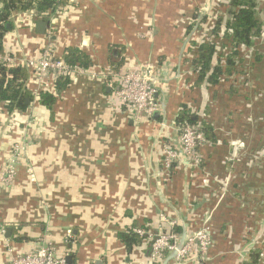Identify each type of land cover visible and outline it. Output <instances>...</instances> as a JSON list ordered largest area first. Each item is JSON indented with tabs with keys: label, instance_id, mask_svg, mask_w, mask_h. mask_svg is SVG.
Masks as SVG:
<instances>
[{
	"label": "crops",
	"instance_id": "0c3cea01",
	"mask_svg": "<svg viewBox=\"0 0 264 264\" xmlns=\"http://www.w3.org/2000/svg\"><path fill=\"white\" fill-rule=\"evenodd\" d=\"M229 1L68 0L50 15H12L5 53L34 57L49 46L61 57L77 48L95 73L152 63L166 113L136 118L118 98L116 78L81 74L71 76L52 110L36 101L23 113L0 105V172L18 138L34 171L32 180L22 164L12 185L0 182V229L12 228L10 237L0 235V264H11L6 243L20 253L50 243L73 264H161L166 256L151 260L150 237L129 252L119 233L137 226L165 232V217L176 228L186 220L191 233L211 227L206 254L194 251L181 264H264V0H257L261 35L240 50L237 72L195 87L191 64L218 19L224 26L230 19ZM47 16L50 27L40 34L37 23ZM216 40L217 56H225L223 34ZM28 81L33 89V77ZM48 86L53 91L55 81ZM182 105L210 124L216 141L198 149L200 165L179 160L167 174L162 139L174 137L170 124Z\"/></svg>",
	"mask_w": 264,
	"mask_h": 264
},
{
	"label": "built area",
	"instance_id": "2783aa9c",
	"mask_svg": "<svg viewBox=\"0 0 264 264\" xmlns=\"http://www.w3.org/2000/svg\"><path fill=\"white\" fill-rule=\"evenodd\" d=\"M0 62H5L8 65L14 66L24 64L31 71L35 87L33 93L39 95L41 90H45L59 76L76 74L87 75L92 77H100L107 80L109 76L116 78L119 81V88L116 91L118 98L127 104L132 109L133 115L136 118L141 116L151 119L153 114L158 110V102L156 98L157 89L154 84L140 70H130L127 72H109L103 73L91 72L86 68H81L77 65L67 64L63 59L56 57L49 46L44 47L38 56L34 57H14L9 53L0 52ZM145 68L155 69L152 63H145ZM179 139L184 148L187 157L190 160V166L200 165L201 156L198 149L206 144L207 138L204 132L195 128L189 122L177 124ZM173 141L170 137L163 142V158L162 171L168 172L174 163L179 161V154L176 148L172 146ZM24 165L26 171L34 180V171L28 160L26 159V144L21 139H16L11 144L10 154L4 163L0 172V182L6 186L14 183L18 175V168ZM170 225V230L155 234L141 226L134 227L133 232L141 237L151 238V260L158 263L174 248H176L179 240V232L175 230L176 222L167 217L164 218ZM6 229H0V235L4 237ZM73 233L68 230L66 233V242H73ZM212 245V231L208 224H205L198 231L194 232L187 244L179 251L177 263H181L187 256L197 251L200 255L206 254ZM7 251L11 254V264H73L68 260L67 256L56 255L50 243H43L35 250L26 253H20L6 243ZM176 264V263H175Z\"/></svg>",
	"mask_w": 264,
	"mask_h": 264
},
{
	"label": "trees",
	"instance_id": "16d2710c",
	"mask_svg": "<svg viewBox=\"0 0 264 264\" xmlns=\"http://www.w3.org/2000/svg\"><path fill=\"white\" fill-rule=\"evenodd\" d=\"M0 52L4 51V37L12 28V15L16 12L34 10L41 15H50V12L56 11L58 7L64 6L68 0H0ZM257 0H230L229 13L230 19L223 24L222 19H218L214 26L213 36L210 39L201 41L197 45V55L191 64L194 73V86H214L220 82L224 76H228L235 71L238 65V57L242 48H251L257 43L260 37L263 25L258 16ZM192 26L190 27V30ZM223 34L229 51L225 56H217L218 44L217 38ZM63 59L67 64L77 65L81 68L89 69L91 67L90 58L77 48H68L62 56H56ZM29 77H32L31 71L24 64L8 65L0 62V105L8 113H23L31 106L33 102L53 109V105L62 91L66 89L71 81V76L61 75L55 80L53 91L41 90L35 97L32 85L29 83ZM29 99V102H27ZM189 122L195 128L204 132L207 141H216L215 135L208 122L201 120L193 113L187 105H182L177 119L178 124ZM165 141V138L163 139ZM175 148L174 144H172ZM177 172L176 163L172 165L167 174ZM134 228L119 233V238L125 244L130 252L140 243L142 237L133 232ZM175 229L180 232L179 227ZM70 261V259H68ZM71 262V261H70Z\"/></svg>",
	"mask_w": 264,
	"mask_h": 264
},
{
	"label": "water",
	"instance_id": "95a60500",
	"mask_svg": "<svg viewBox=\"0 0 264 264\" xmlns=\"http://www.w3.org/2000/svg\"><path fill=\"white\" fill-rule=\"evenodd\" d=\"M50 27V17H46L44 20H40L38 21L37 23V32L40 33V34H45L47 29ZM189 41V38L186 40L185 44ZM140 71L142 73H144V75L148 78L149 81H151L154 86L156 87L157 91H158V88H157V76L155 75V69L154 70H151L152 72H149V69L145 68L144 66H142L140 68ZM118 89V88H117ZM158 96V93H156V97ZM27 102H29V99H27ZM166 113V106L165 104H161L158 106V110H156V112L153 114V118L157 119L160 115H165ZM177 119L176 120H173L171 122V128L174 132V137L172 136V141H173V144L175 146V148L177 149L178 151V154H179V160L182 161L185 165H186V168L189 167L190 165V160L189 158L187 157L185 151H184V148L180 142V139H179V132L177 130ZM167 122L166 121H163L161 123V132L163 133V131H165L167 129ZM164 139V138H163ZM162 139V140H163ZM154 177L157 179V182H158V187L159 189H162V186L159 182V180L162 178V172L159 171V172H155L154 173ZM178 225L180 226L181 228V231L179 233V240L177 242V245H176V248H174L172 251H170L166 257L164 258V260L162 261L161 264H170L172 262H176V264H181V263H177V256H178V253L180 250H182L184 248V246L187 244V242L189 241L190 237L193 235V233H191L189 231V223L186 221V220H179L177 221ZM11 231H12V228L11 227H7L6 229V234L5 236L6 237H10L11 235ZM151 253V249H150V252H149V255ZM96 264H101V260H97L96 261ZM174 264V263H173Z\"/></svg>",
	"mask_w": 264,
	"mask_h": 264
}]
</instances>
